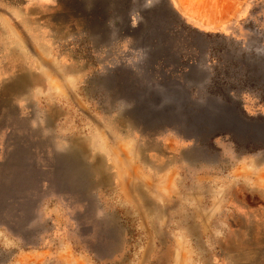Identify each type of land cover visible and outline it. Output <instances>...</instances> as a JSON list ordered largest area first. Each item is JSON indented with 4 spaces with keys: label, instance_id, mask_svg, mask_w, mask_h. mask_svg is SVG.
<instances>
[{
    "label": "rangeland",
    "instance_id": "374dc122",
    "mask_svg": "<svg viewBox=\"0 0 264 264\" xmlns=\"http://www.w3.org/2000/svg\"><path fill=\"white\" fill-rule=\"evenodd\" d=\"M0 264H264V0H0Z\"/></svg>",
    "mask_w": 264,
    "mask_h": 264
},
{
    "label": "trees",
    "instance_id": "16d2710c",
    "mask_svg": "<svg viewBox=\"0 0 264 264\" xmlns=\"http://www.w3.org/2000/svg\"><path fill=\"white\" fill-rule=\"evenodd\" d=\"M227 116L229 117V120H230L229 122H230L231 127H247L249 131H251L252 129L254 130L256 128V123L252 120L243 119L242 117H239V115L237 114L235 115L228 114Z\"/></svg>",
    "mask_w": 264,
    "mask_h": 264
}]
</instances>
